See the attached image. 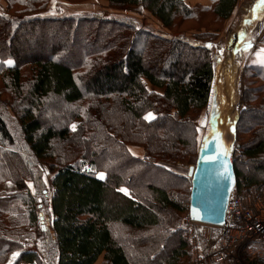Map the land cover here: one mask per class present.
Returning a JSON list of instances; mask_svg holds the SVG:
<instances>
[{"label":"trees","instance_id":"trees-1","mask_svg":"<svg viewBox=\"0 0 264 264\" xmlns=\"http://www.w3.org/2000/svg\"><path fill=\"white\" fill-rule=\"evenodd\" d=\"M54 1L75 4L0 0V185L15 187L0 195V264H96L102 255V264H186L188 230L179 222L190 211L192 182L158 161L185 164L200 154L192 116L212 98L210 47L190 43L186 34L167 37L133 18L97 11L56 15ZM100 1L142 8L171 33L178 23L200 22L210 12L225 23L239 2L208 0L205 7L185 0ZM49 27L55 37L35 41L29 51L28 39ZM83 28L81 39L92 42L70 51L73 30ZM210 32L201 37L215 38ZM62 34L66 39L57 41ZM243 75L247 106L231 157L236 187L257 196L264 191V119L252 123L246 114L264 115V67L245 68ZM53 104L69 108V119H46ZM131 145L145 147L146 157L133 154ZM41 164L52 174L51 197ZM150 170L167 182L147 186L153 202L148 206L141 200L145 186L137 182ZM130 231L158 236L141 239ZM28 239L37 240V250L24 248Z\"/></svg>","mask_w":264,"mask_h":264},{"label":"rangeland","instance_id":"rangeland-1","mask_svg":"<svg viewBox=\"0 0 264 264\" xmlns=\"http://www.w3.org/2000/svg\"><path fill=\"white\" fill-rule=\"evenodd\" d=\"M79 2V3H77ZM210 2V1H209ZM54 4V9L52 12L56 13V15H62V14H76L78 12H86V11H97L98 13L102 14L105 17H116V18H133L135 20H138L140 22H143L145 25H148L152 28H155L156 30L161 31L162 33H164V35H166L167 37L170 38H179L181 36V34H186V40L189 41L190 43L194 44V45H207L208 47H211V52L213 55V60L215 63V74H216V78H215V84H214V92H213V106L212 109L213 111L210 109V106H208L205 110H203L200 114L198 115H193L192 118L194 120V122L196 123L197 126V130H198V140L201 142V137L204 134H207L209 132V128L212 127V131H224L225 129H229V132H231V135L234 136L235 134V129L237 127V123L239 120V116L241 115L245 105L247 106V104L243 103V94H244V90L246 88L245 86V80H244V75L243 77L240 79V75L234 78L232 77V74L229 72V70H227V65H226V61L225 59L221 61V63H218V58L220 56V54H222L224 51H227L225 46L228 39L225 40V38H227L228 34L232 33L234 30H236V28L239 26L233 23L232 26H230V23L233 22L235 20V18L233 19L231 17V20L226 21L225 23H221L220 21L216 20L215 17L213 16V14L210 12L208 15H205V17L203 16L202 21L200 22H195V23H191L189 25H182L181 23H178V28L177 30H175L173 33L168 32L167 30L161 28L159 26V24L156 22V20L152 17H150L149 15H147V13L145 11L142 10V8H126V9H120V8H115V7H111L108 4L100 1V0H89V1H85V0H75V4H68V3H64L61 2L60 4L58 2H53ZM233 19V20H232ZM226 24H228V31L226 34L225 33V29H226ZM187 32H184V31ZM48 32H46L44 35L42 34H35L33 35L31 38H29L27 45V49L29 51H32L33 48L35 49V45L34 42L39 41V39H45V37L51 38V37H55L53 34V29L52 28H48L47 30ZM74 32L71 34L70 36V46L72 47V49H70V51H74L75 53L77 52V49H75L76 45H82L83 48L85 49L86 46H89L90 43L92 42V39H85L82 40L81 36L85 33H87L86 29H82L80 31L77 30H73ZM211 31L210 33L213 34V36L215 38L213 39H209V38H205V37H201L204 36L207 32ZM200 38V39H198ZM64 39H66V35L62 34V35H58L57 41H64ZM213 42L212 46H210V44L208 42ZM223 48L219 50V48ZM50 49L51 47H47L46 50V54L50 53ZM169 59V56H167V59ZM166 61H164L165 64ZM252 63V62H251ZM247 64L245 68H249L251 66H254L253 64ZM254 63V62H253ZM11 64V63H9ZM244 74V72H243ZM55 110L52 111V113H47L45 115L46 119H49L51 122H60V116L63 115V118H66L67 120L69 119V108H64V107H59L56 104H53ZM210 105V104H209ZM253 105V104H251ZM250 105V106H251ZM58 108V109H57ZM211 110V112H210ZM52 116V117H51ZM246 116L248 117V119H250L249 122H262L264 119V115L261 114V112H248L246 114ZM155 117V114L150 113L147 115V119L148 120H152ZM207 117L210 118V121L208 123L207 121ZM127 120V118H126ZM62 123V121H61ZM81 123V121H75L73 124L70 125V129L72 131H75L78 129L79 124ZM207 126V128H206ZM212 131L210 132V134L212 133ZM210 134L205 138V140L210 136ZM184 135L186 136V138L188 139L190 137V132L186 129V131H184ZM204 141V140H203ZM234 141V140H233ZM234 143V142H233ZM131 146H136V149H139L142 146H138V145H131ZM139 147V148H138ZM143 149H145L146 152H144L145 154L143 156H140L141 158H145L147 155V150L145 147H143ZM139 154V153H138ZM199 156L200 154H196L193 157H190V160L183 164L180 162H163V161H158L159 165H162L164 167H166L167 169L177 172V173H182L184 175H186L187 178H189V180L192 182L193 178L192 176L194 175V173H190L189 171V166L190 165H195L196 162L198 163L199 160ZM117 160V159H116ZM118 161V160H117ZM113 163V162H112ZM197 166V164H196ZM132 170L136 169L134 166L130 167ZM41 169L43 171V177H44V182L46 185V188L48 189L49 192V197H51L52 193H53V189L51 186V179H52V174L49 171V168L45 165V164H41ZM101 174H103V177H105V174L100 172L98 173L99 178H101ZM126 174V173H125ZM142 179L140 181L137 182V184H141V186H145L143 193L141 194V200L148 206H151L153 204L152 199L150 198L149 194H148V189L147 186H160V185H165V183L167 182L165 176L161 173L155 172L153 170H150V172L148 174L142 175ZM194 177V176H193ZM7 184V183H5ZM4 185V184H3ZM2 186V185H0ZM32 192H33V188ZM123 191L125 193H128V191L126 189H123ZM150 193V192H149ZM188 215L189 212L187 214H185L184 216H182L181 220H180V225L184 228H186V230H188V239H189V243H190V255L188 257V262L186 264H192V245H191V241L194 239V236H197L201 246L203 247V238L207 236V233L204 232L201 227H206L203 226V224H199V223H189L188 222ZM47 225H49V222L46 223ZM200 230H199V228ZM211 227V226H209ZM213 227V226H212ZM213 229V228H211ZM31 232V231H30ZM30 232H28V234H30ZM131 232V231H130ZM35 235L38 236L39 235V230L36 229L34 231ZM131 236L137 237V238H149L152 236L157 235L158 233L156 232H151V231H146V232H139V233H135V232H131L130 233ZM210 235H212L213 237H219L220 235V230H210ZM159 236L160 237H164L162 232H159ZM210 236V237H212ZM37 241V240H35ZM31 247H37L36 244H34V242L31 239H28L26 241V243H24V248L25 249H29ZM17 253L13 254L10 258V263H12L14 261V259L16 258ZM264 264V257H260V256H256L253 257L251 255H249L247 252L246 253H242L241 255V264Z\"/></svg>","mask_w":264,"mask_h":264},{"label":"crops","instance_id":"crops-1","mask_svg":"<svg viewBox=\"0 0 264 264\" xmlns=\"http://www.w3.org/2000/svg\"><path fill=\"white\" fill-rule=\"evenodd\" d=\"M185 1L190 6H196V5H203L205 7L211 6V3L208 0H185ZM232 18L233 19L235 18V20L230 23V26H232L233 23L236 24V27L237 25L239 26L231 34L230 33L228 34L227 29L231 18L229 19L225 29V33L228 34L227 38H225V40L228 39L225 45L228 46L226 47L227 51H224L222 54H220L217 62L221 63V61L225 59L227 70H229V72L232 74L234 80L236 76L238 78V76L240 75V79L243 77V72L246 65L251 62H252L251 64H253L254 66L264 67V0H239L236 9L232 15ZM208 43L210 44V46H212L213 42L209 41ZM220 49L223 50V48L221 47L219 48V50ZM215 78L216 77H214L212 98L209 105L212 111H213L212 101L214 97L213 92H214ZM207 121L209 123L210 121L209 117H207ZM211 131H212V127L209 128V132L207 134L202 135L201 137L202 143L203 140L210 134ZM130 150L136 156H143L145 154L144 152H146L145 149H143V147L136 149V146H130ZM196 164L189 166L190 173L193 174L195 172L194 169L196 167ZM14 192H15V187L11 183H7L0 186V195L10 194ZM203 226L206 227H201V229L207 233V236L202 239L203 251L205 254L209 255L217 250L218 237L215 236L213 237L212 235H210V230H213L211 229V227L207 225H203ZM33 242L34 244H36L35 240ZM26 250L28 251L37 250V247L30 246V248ZM103 261H104V255H102L99 258L96 264H102Z\"/></svg>","mask_w":264,"mask_h":264},{"label":"water","instance_id":"water-1","mask_svg":"<svg viewBox=\"0 0 264 264\" xmlns=\"http://www.w3.org/2000/svg\"><path fill=\"white\" fill-rule=\"evenodd\" d=\"M234 145L235 134L232 136L229 129L212 131L204 139L192 182L189 215L193 222L213 227L224 225L227 206L236 187L231 157Z\"/></svg>","mask_w":264,"mask_h":264},{"label":"built area","instance_id":"built-area-1","mask_svg":"<svg viewBox=\"0 0 264 264\" xmlns=\"http://www.w3.org/2000/svg\"><path fill=\"white\" fill-rule=\"evenodd\" d=\"M188 222L195 223L188 215ZM217 250L205 254L197 236L191 241L192 264H241L242 253L264 257V191L257 196L235 187L224 225L219 228Z\"/></svg>","mask_w":264,"mask_h":264},{"label":"snow or ice","instance_id":"snow-or-ice-1","mask_svg":"<svg viewBox=\"0 0 264 264\" xmlns=\"http://www.w3.org/2000/svg\"><path fill=\"white\" fill-rule=\"evenodd\" d=\"M7 63H11V61H8ZM103 177V174H101V178Z\"/></svg>","mask_w":264,"mask_h":264}]
</instances>
